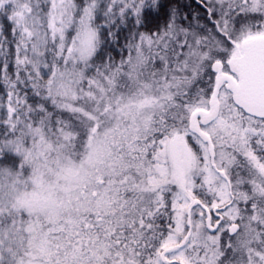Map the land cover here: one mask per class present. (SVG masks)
I'll return each instance as SVG.
<instances>
[{"label":"snow or ice","instance_id":"snow-or-ice-1","mask_svg":"<svg viewBox=\"0 0 264 264\" xmlns=\"http://www.w3.org/2000/svg\"><path fill=\"white\" fill-rule=\"evenodd\" d=\"M192 4L0 0V264H264V0Z\"/></svg>","mask_w":264,"mask_h":264},{"label":"trees","instance_id":"trees-1","mask_svg":"<svg viewBox=\"0 0 264 264\" xmlns=\"http://www.w3.org/2000/svg\"><path fill=\"white\" fill-rule=\"evenodd\" d=\"M174 2H178L181 6H184V5H192V8L194 9L195 8V5L192 4V0H174ZM113 51V54L116 55L119 53V49L118 48H114L112 49ZM15 159V157L11 156V155H8L6 158H5V163H11L13 162Z\"/></svg>","mask_w":264,"mask_h":264}]
</instances>
